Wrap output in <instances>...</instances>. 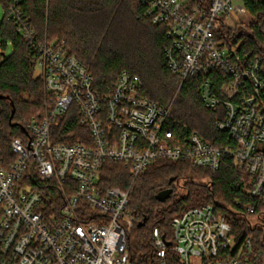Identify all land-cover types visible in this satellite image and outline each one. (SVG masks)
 Returning <instances> with one entry per match:
<instances>
[{"label": "built area", "instance_id": "obj_1", "mask_svg": "<svg viewBox=\"0 0 264 264\" xmlns=\"http://www.w3.org/2000/svg\"><path fill=\"white\" fill-rule=\"evenodd\" d=\"M0 1L34 50L50 100L45 115L28 125V139L12 142L14 158L0 150V264H131L127 235L138 218L128 213L129 190L103 186L108 163L124 165L135 181L160 160L215 172L229 155L250 175L248 201L235 205L264 233L262 60H250L242 43L225 35L217 41L222 18L231 29L243 23L245 0H140L153 24L165 28L168 69L182 84L202 75L205 107L223 109L216 125L228 139L221 147L197 133L177 137L168 129L172 107L146 98L139 77L124 72L98 93L65 41H38L22 0ZM74 106L88 139L56 142L53 128ZM47 189L54 193L46 196ZM171 225L175 257L168 259L164 237L153 233L162 264H264V247L257 249L252 237L238 244L211 204L186 210Z\"/></svg>", "mask_w": 264, "mask_h": 264}, {"label": "trees", "instance_id": "obj_2", "mask_svg": "<svg viewBox=\"0 0 264 264\" xmlns=\"http://www.w3.org/2000/svg\"><path fill=\"white\" fill-rule=\"evenodd\" d=\"M21 5L38 41H65L70 53L92 75L98 93H104L127 72L142 81L146 98L172 107L168 129L177 137L197 133L215 146L227 144V134L216 125L223 117V109L213 111L205 107L199 93L202 75L189 77L182 84L168 69L164 56L168 45L165 28L153 24L140 0H22ZM245 5L243 23L236 29L224 25L222 18L220 28L224 34L218 33L217 41H224L225 35L234 44L241 42L240 51H246L250 60H262L264 74V2L245 0ZM8 41L12 47L10 54ZM49 101L45 83L37 74L34 50L5 15L0 23V150L6 157L14 158L12 142L28 139V125L45 115ZM53 131L58 133L55 141L62 144L88 139V130L81 124L75 106L58 120ZM180 179L188 180L184 195L174 189ZM249 179V173L235 166L229 155L223 156L215 172L181 161L160 160L135 181L122 164L108 163L101 174L104 187L129 190L128 213L138 218L127 235L131 264H162L154 245L155 229L168 244V259L175 257L173 219L206 204L215 206L232 226L238 244L252 237L257 249L264 247L263 231L252 228L250 216L235 205L237 200L248 201L244 189ZM48 189L46 196L54 193ZM169 189L173 190L171 197L159 202L157 195Z\"/></svg>", "mask_w": 264, "mask_h": 264}, {"label": "rangeland", "instance_id": "obj_3", "mask_svg": "<svg viewBox=\"0 0 264 264\" xmlns=\"http://www.w3.org/2000/svg\"><path fill=\"white\" fill-rule=\"evenodd\" d=\"M4 16H5L4 8H3V5H2V3H1V1H0V23H1V21L3 20ZM227 41L231 42L232 40L229 39V38L227 37ZM8 42H9V48H8L7 54H10V53L12 52V47H11V42H10V41H8ZM39 73H40V70L37 69V74H39ZM187 181H188L187 179H182V180L180 179V180L174 185V189H175V190L177 191V193H179L180 195H184V194H186ZM198 181H200V179H198ZM129 232H131V229H130Z\"/></svg>", "mask_w": 264, "mask_h": 264}, {"label": "water", "instance_id": "obj_4", "mask_svg": "<svg viewBox=\"0 0 264 264\" xmlns=\"http://www.w3.org/2000/svg\"><path fill=\"white\" fill-rule=\"evenodd\" d=\"M14 112H15V111H13L12 118H13V116H14ZM11 120H12V119H11ZM172 193H173V190H171V189L166 190V191H163V192H161V193H159V194L157 195V200H158L159 202L163 203V202H165L167 199H169V198L171 197ZM144 222H145V221H144ZM144 222L141 223L140 226L144 225Z\"/></svg>", "mask_w": 264, "mask_h": 264}]
</instances>
